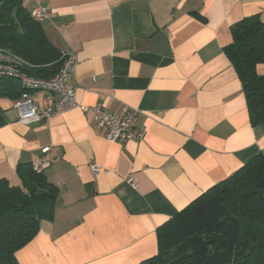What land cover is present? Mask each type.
Listing matches in <instances>:
<instances>
[{
  "label": "crops",
  "instance_id": "crops-1",
  "mask_svg": "<svg viewBox=\"0 0 264 264\" xmlns=\"http://www.w3.org/2000/svg\"><path fill=\"white\" fill-rule=\"evenodd\" d=\"M47 8L49 41L78 59V107L35 124L0 97V181L44 156L60 194L52 221L16 252L19 264H139L157 229L264 152L241 80L225 53L231 25L264 0H24ZM257 72L264 74V62ZM39 97L37 92H31ZM141 111L143 140L112 142L91 107ZM47 149V152H44ZM91 165H97L94 173Z\"/></svg>",
  "mask_w": 264,
  "mask_h": 264
},
{
  "label": "trees",
  "instance_id": "trees-1",
  "mask_svg": "<svg viewBox=\"0 0 264 264\" xmlns=\"http://www.w3.org/2000/svg\"><path fill=\"white\" fill-rule=\"evenodd\" d=\"M224 50L243 86L252 125L264 121V21L260 13L231 25ZM0 47L23 58L29 74L50 78L64 53L46 36L24 0H0ZM26 89L0 78V97L19 98ZM21 186L0 181V264H19L16 252L55 216L59 187L44 170L20 163ZM158 253L139 264H264V152L216 183L157 229Z\"/></svg>",
  "mask_w": 264,
  "mask_h": 264
},
{
  "label": "built area",
  "instance_id": "built-area-1",
  "mask_svg": "<svg viewBox=\"0 0 264 264\" xmlns=\"http://www.w3.org/2000/svg\"><path fill=\"white\" fill-rule=\"evenodd\" d=\"M32 16L40 22L47 17V8L36 6L31 9ZM78 59L74 54L64 53V59L59 72L50 77H39L29 74L22 68L28 63L10 50L0 47V78L12 77L20 81L26 90L14 101L13 108L18 121L23 124H35L53 114L70 111L80 104L76 98V86L72 75ZM31 92L40 96L33 97ZM97 124L106 130L109 141L122 142L126 140L141 141L147 133L146 126L140 122L141 111L130 109L124 115H117L103 103L91 107ZM44 152H47L45 149ZM51 164V158L44 156L35 160L32 165L38 171L45 170ZM94 173L99 172L97 165H91Z\"/></svg>",
  "mask_w": 264,
  "mask_h": 264
}]
</instances>
